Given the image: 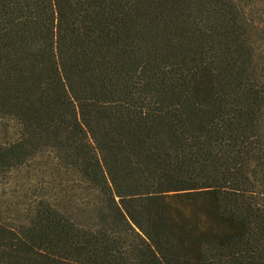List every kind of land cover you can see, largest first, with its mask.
Listing matches in <instances>:
<instances>
[{"label":"trees","instance_id":"obj_1","mask_svg":"<svg viewBox=\"0 0 264 264\" xmlns=\"http://www.w3.org/2000/svg\"><path fill=\"white\" fill-rule=\"evenodd\" d=\"M0 264H264V0H0Z\"/></svg>","mask_w":264,"mask_h":264}]
</instances>
